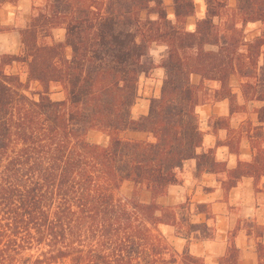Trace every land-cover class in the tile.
<instances>
[{
	"label": "trees",
	"instance_id": "obj_1",
	"mask_svg": "<svg viewBox=\"0 0 264 264\" xmlns=\"http://www.w3.org/2000/svg\"><path fill=\"white\" fill-rule=\"evenodd\" d=\"M171 1L175 19L167 0H44L19 29L21 52L0 54V264H206L176 249L160 228L167 223L182 233L177 210L187 204L165 206L158 198L183 182L179 171L193 158L200 171H228L227 191L244 176L258 188L264 30L249 39L245 28L264 23V0H237L232 12L229 0H207L194 31L186 24L195 0ZM5 2L19 0H0V7ZM56 28L65 29V40L54 39ZM11 29L0 20V32ZM154 43L167 47L160 63L150 59ZM14 63L27 65L26 81L6 71ZM157 66L166 71L161 95L151 99L148 114L135 117L141 75ZM193 74L201 75L200 84ZM235 74L245 79L244 96L262 102L261 124L250 137L253 160L228 169L213 149L198 152L204 133L197 109L229 98L236 110ZM207 81L219 83L212 94ZM32 83L40 88L33 91ZM54 85L63 99L52 97ZM91 130L108 135V144L91 141ZM127 131L152 138L126 137ZM229 144L239 152V142ZM127 181L134 184L129 197L121 195ZM141 188L151 192L150 202L140 198ZM253 226L262 237L263 226ZM190 228L215 236L206 224ZM236 235H229L220 264H243ZM257 249L264 264L262 240Z\"/></svg>",
	"mask_w": 264,
	"mask_h": 264
},
{
	"label": "crops",
	"instance_id": "obj_2",
	"mask_svg": "<svg viewBox=\"0 0 264 264\" xmlns=\"http://www.w3.org/2000/svg\"><path fill=\"white\" fill-rule=\"evenodd\" d=\"M171 5L172 1L167 0ZM196 13L188 18L186 28L194 31L198 19L206 16L208 11L207 0H195ZM33 7V0H19L18 5L6 2L0 7V19L3 25L13 29L0 32V54H19L22 49L21 35L17 11L23 16V26L28 22ZM169 16L175 19L172 6L169 8ZM16 24V25H15ZM22 26V27H23ZM248 28H257L256 35L264 30L261 21L250 22ZM158 46L161 49H157ZM167 47L154 43L152 59L160 63L166 53ZM165 68L157 66L151 74H142L140 82H145V95L139 96L133 108V115L148 114L150 102L154 97L161 95L165 78ZM145 77V78H144ZM192 81L200 84L202 77L199 74L192 75ZM245 79L233 75L231 85L236 94V110H232L229 98L215 100L209 99L198 107L200 127L204 133L203 145L198 149L199 153L208 152L213 149L217 161L225 162L228 169H234L239 161H252L255 149L250 137L253 136L256 126L261 123L258 120L256 109L262 106L257 99H247L241 89ZM211 94L219 87L218 82L207 81ZM220 120V119H223ZM91 130L89 137L92 135ZM126 137L151 139L152 134L148 132L127 131ZM108 136V135H107ZM109 137V136H108ZM94 142L108 144L106 137H96ZM235 139L239 142V152L233 150L230 141ZM179 174L183 178L180 184L169 186L167 195L159 197V203L165 206H177L187 204L186 208L177 210L178 219L182 223V233H177L175 226L162 223L161 230L179 251H190L193 254L205 257L206 264H220V258L226 253L229 235L237 230L236 243L242 250L243 264H259L257 242L262 240L264 234L257 237L253 223L263 226L264 231V177L258 188L255 179L244 176L239 183L226 190L223 182L228 178V171H200L196 158L187 160ZM152 200V194L145 188V202ZM199 205H205L201 209ZM187 217V220H183ZM206 224L214 230V237H207L201 228H190L188 224Z\"/></svg>",
	"mask_w": 264,
	"mask_h": 264
},
{
	"label": "rangeland",
	"instance_id": "obj_3",
	"mask_svg": "<svg viewBox=\"0 0 264 264\" xmlns=\"http://www.w3.org/2000/svg\"><path fill=\"white\" fill-rule=\"evenodd\" d=\"M25 1L26 0H24V2ZM43 1L44 0H33V4L40 5V4L43 3ZM236 2H237V0H229V7L227 8V10L230 11V12H232V10L236 8ZM9 3H11V2H9ZM11 4H13V3H11ZM21 14L22 13L20 12V10H18L17 11V17H19V18H18V21L16 22V24L19 25V27H22L23 26V21H24V18H23V16H21ZM217 21L220 22L221 20L220 19H217ZM255 33H257V28H248V30H247V27L245 28V36L247 38H249V39L254 38L256 36ZM65 34H66V31H65L64 28H56L53 31V37L57 41L58 40H62V41L65 40ZM156 47H157V49H161L158 46H156ZM152 49H153V47H152ZM67 51H68L69 54L71 53V49L70 48H68ZM152 57L153 56L151 54V58L150 59H152ZM6 71L9 72V73H18V74H20L21 78L24 81H26L28 79V67H27L26 64H23V63H14V64H12L10 66H7L6 67ZM143 74H145V73H143ZM39 88H40V85L38 83H32L31 84V89L33 91L38 90ZM51 95L56 100L63 99L64 98V92H63L61 86L54 85L52 87V94ZM144 95H145V82H143V83L140 82V84H139V96H144ZM99 136L106 137V138L109 139V137L106 134H104V133H102L100 131H92V135H91V137H89V139L94 142L96 140L95 138L96 137H99ZM133 189H134L133 182L127 181V182H125V184L123 185V187L121 189V195L122 196L129 197L132 194ZM139 192H140V194H139L140 195V198L143 201H145V188H141ZM255 230L257 232V228H255Z\"/></svg>",
	"mask_w": 264,
	"mask_h": 264
}]
</instances>
